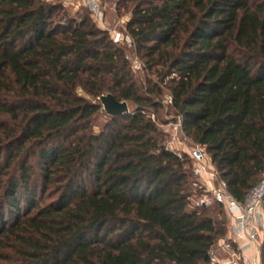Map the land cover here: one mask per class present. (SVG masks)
I'll use <instances>...</instances> for the list:
<instances>
[{
    "label": "trees",
    "instance_id": "1",
    "mask_svg": "<svg viewBox=\"0 0 264 264\" xmlns=\"http://www.w3.org/2000/svg\"><path fill=\"white\" fill-rule=\"evenodd\" d=\"M122 2L134 47L85 8L0 0L2 264H210L231 217L195 206L166 108L236 199L263 180L264 0ZM132 50L156 78L135 77ZM109 93L131 114H107Z\"/></svg>",
    "mask_w": 264,
    "mask_h": 264
},
{
    "label": "built area",
    "instance_id": "2",
    "mask_svg": "<svg viewBox=\"0 0 264 264\" xmlns=\"http://www.w3.org/2000/svg\"><path fill=\"white\" fill-rule=\"evenodd\" d=\"M75 5L76 8H85L90 12L93 21L109 33L112 42L134 47V39L128 31V20L117 17L114 25L105 22L104 18L108 11H114L110 0H67L66 6ZM132 67H142L138 55L130 57ZM171 94L165 96V102L171 104ZM177 128L182 130V123L179 121ZM183 132V131H182ZM184 133V132H183ZM187 138V135L184 133ZM170 150L182 156L187 153L194 162L193 173L196 180L193 183L195 188L203 192L195 200L197 207L208 206L214 201L223 203L231 217L228 236L221 239L219 244L210 251V264H262L261 262V234L264 232V179L256 184L246 195L243 201L236 199L229 191L227 183L219 178L218 172L212 164L205 148L201 145H194L187 149H174L172 142L168 144ZM253 248L256 258L248 261L245 251Z\"/></svg>",
    "mask_w": 264,
    "mask_h": 264
},
{
    "label": "rangeland",
    "instance_id": "3",
    "mask_svg": "<svg viewBox=\"0 0 264 264\" xmlns=\"http://www.w3.org/2000/svg\"><path fill=\"white\" fill-rule=\"evenodd\" d=\"M50 1L51 2H63L65 5V2L67 0H50ZM110 4H111L112 8H115V10L114 11L113 10L108 11L106 13V16L104 18L106 23H108L110 25H114L115 21L117 20V17L123 18L126 20L129 19L130 8L132 7L131 2L123 3L122 0H110ZM65 8L73 16L76 15L78 12L83 10L82 8H80V9L76 8L75 5H73V4H70L69 6L65 5ZM93 22H95V21H93ZM96 24L98 25L99 23H96ZM127 55L134 58L138 54H137V51L132 50L130 52H127ZM138 58H139V61L142 65V67H141V69L137 68L136 66H135V69L133 68V70H134L133 72H134L135 77L138 79H142V80H145L146 77L147 78L148 77L156 78L154 75H152V74L149 75V73H147V69H145V66H146L145 60L139 55H138ZM80 92H82V91L80 90ZM167 92H168V90H165V93H167ZM164 103L166 106H168V103L165 102V99H164ZM130 107H131L130 108L131 111H133L134 108L132 106H130ZM167 112H168V110L166 108L165 113H164L162 118L168 122V123L163 125V128L169 134L168 144L170 142H172V146L174 149H181V150L194 146V143L191 141V139L189 137L186 138L184 136V133L182 132V130L180 128L176 127L179 123L178 119L176 121H173L174 116L172 114L167 113ZM103 122H104V117H101L98 121L97 129H99L101 127ZM262 179H264V176ZM263 239H264V232H262V234H261V242L263 241ZM0 264H2V261H0Z\"/></svg>",
    "mask_w": 264,
    "mask_h": 264
},
{
    "label": "water",
    "instance_id": "4",
    "mask_svg": "<svg viewBox=\"0 0 264 264\" xmlns=\"http://www.w3.org/2000/svg\"><path fill=\"white\" fill-rule=\"evenodd\" d=\"M105 112L111 116H122L131 114V109L126 101H119L113 94H106L100 97Z\"/></svg>",
    "mask_w": 264,
    "mask_h": 264
},
{
    "label": "crops",
    "instance_id": "5",
    "mask_svg": "<svg viewBox=\"0 0 264 264\" xmlns=\"http://www.w3.org/2000/svg\"><path fill=\"white\" fill-rule=\"evenodd\" d=\"M245 257L249 261H253L256 258V252L253 248L247 249L245 251Z\"/></svg>",
    "mask_w": 264,
    "mask_h": 264
}]
</instances>
